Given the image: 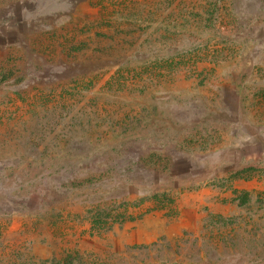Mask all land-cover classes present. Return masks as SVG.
I'll return each instance as SVG.
<instances>
[{"label": "rangeland", "instance_id": "rangeland-1", "mask_svg": "<svg viewBox=\"0 0 264 264\" xmlns=\"http://www.w3.org/2000/svg\"><path fill=\"white\" fill-rule=\"evenodd\" d=\"M249 257L264 0H0V264Z\"/></svg>", "mask_w": 264, "mask_h": 264}, {"label": "trees", "instance_id": "trees-1", "mask_svg": "<svg viewBox=\"0 0 264 264\" xmlns=\"http://www.w3.org/2000/svg\"><path fill=\"white\" fill-rule=\"evenodd\" d=\"M141 217L142 216H140V218ZM124 219H126V218L124 217ZM248 255H252V254L249 253ZM245 261L248 262L246 264H264V258H258V257H256V258L249 257L247 260L245 259Z\"/></svg>", "mask_w": 264, "mask_h": 264}]
</instances>
